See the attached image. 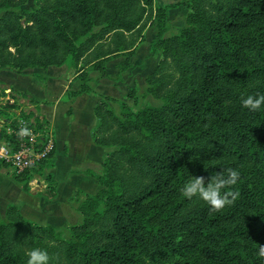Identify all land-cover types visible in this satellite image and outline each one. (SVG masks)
Segmentation results:
<instances>
[{
  "label": "trees",
  "instance_id": "obj_1",
  "mask_svg": "<svg viewBox=\"0 0 264 264\" xmlns=\"http://www.w3.org/2000/svg\"><path fill=\"white\" fill-rule=\"evenodd\" d=\"M28 1L0 0V70L67 65L78 85L65 93L72 100L91 92V73L108 78L112 60L120 59L117 78L128 71L151 22L156 37L149 53L160 59L144 79L142 98L161 104L133 109L120 102L116 111L109 104L115 100L101 97L92 140L111 151L102 173L80 172L99 186L75 201L82 223L63 237L10 205L4 219L0 213V264H26L32 248L45 249L49 264H261L264 106L251 112L241 98L264 95V0H36L25 10ZM177 8L186 11L183 26L166 36ZM135 92L127 98L136 99ZM10 94L9 108L24 110L21 97L39 110L27 93ZM5 108L0 118L9 121ZM35 111L20 117L45 142L50 128ZM0 140L13 138L2 131ZM3 167L25 189L35 176L54 189V149L21 174L0 162ZM228 168L240 172L232 206L210 213L198 198L181 196L190 177L207 183Z\"/></svg>",
  "mask_w": 264,
  "mask_h": 264
},
{
  "label": "crops",
  "instance_id": "obj_2",
  "mask_svg": "<svg viewBox=\"0 0 264 264\" xmlns=\"http://www.w3.org/2000/svg\"><path fill=\"white\" fill-rule=\"evenodd\" d=\"M157 1L161 4V2L165 0ZM175 1L177 0H173V2ZM179 9L180 8L172 10L169 13L171 28L173 27L172 22L176 15L182 17L186 13L185 10L182 11ZM146 35H149L148 41L146 40ZM143 37L144 41L137 45L136 53H138V48L141 45L144 43H149L150 45V43L156 37V33L154 28L151 26V22H148L146 25V28L143 32ZM149 45H145L148 50ZM154 57H159L160 59V55ZM119 62L120 59H114L107 64V66L110 65L112 67L111 73L107 71V68L105 69L108 78L97 79V74L91 73V80L88 82L91 92L88 94H82L72 100L67 99L65 97V93L70 87L73 90H76L78 85L74 81L75 73L74 71L69 70V66H67L68 69L65 71L59 70L57 72H54V68H48L44 72L38 71L39 69H35L27 70L22 73L9 70H0V87H4V93L9 94L12 91L14 93H27L29 97L33 98L38 103L39 117L48 123L54 140V168L51 170L50 175L55 183L54 189L51 190L44 178L35 176L28 182V185L25 189L23 185L14 182L10 176L6 175L4 172H1L3 170L0 169V211L6 210L10 206L9 203H11V201H16L18 197H20V194H23V199L26 196L28 201L21 203V205L17 207L19 208L20 213L27 220L36 224L44 221L43 223L46 225H39H48L53 228L64 229V226L74 221L73 211L76 210V203L74 204L76 201L75 198H77L79 201H82L86 196L93 195L99 190V187L98 189L96 187L97 182L94 179H90V177L84 176L80 174V172L92 170L91 168L98 169L99 166L102 165L104 157L109 152L107 148L96 146L93 143L92 132L97 124V119L94 116V107L97 105L101 97H108L117 101L116 98L104 93H109L107 89H109L110 86H118V83L114 84L111 79L114 77V75H117V73L115 74V68L118 66ZM44 76H47L49 79L44 78ZM124 78L127 79V77ZM39 79L45 80L43 85L44 87H46L47 83V88H49V90L57 92L55 98L46 97L45 94H42L38 91V89L40 90L41 86L39 85L41 82L37 81ZM60 79H63L64 81L61 82V87L57 86L58 80ZM106 80H111L112 82H104ZM24 81H31V83L36 86L34 89L35 91L32 89V87L31 90H33V92H29V90L23 87L20 88L19 85H21V83ZM103 85L106 88L105 90L102 88ZM127 85L128 80L126 86ZM131 89L135 88L133 87ZM64 98L69 101L67 105L65 104L67 106H65L66 109L61 112V114H65V117L61 118L60 124H55L53 111L55 110L56 106H58L59 101ZM126 99L127 100L122 102H125L130 106L128 103L129 99ZM112 105L114 106L115 102H113ZM83 108L88 113L83 112ZM70 176L72 177V184L76 185L81 182L79 184L81 188H76L77 186H72L66 183L67 178ZM81 176L89 178L90 181H86V178H82ZM37 179H42L45 185H43L39 190L37 189L35 191L33 184L36 183L38 186L42 184V182H38ZM17 184H19V186ZM61 208L68 210L69 214L62 213ZM61 215L66 218V221L62 219Z\"/></svg>",
  "mask_w": 264,
  "mask_h": 264
},
{
  "label": "rangeland",
  "instance_id": "obj_3",
  "mask_svg": "<svg viewBox=\"0 0 264 264\" xmlns=\"http://www.w3.org/2000/svg\"><path fill=\"white\" fill-rule=\"evenodd\" d=\"M169 2H173V0H165V1L161 2V4L158 3L157 0H154V4H156V5H158V4L163 5V4H166V3H169ZM35 7H36V0H29L27 2V4L25 6H23V9H25V10H31V9H33ZM179 10L184 11V9H181V8ZM180 18L181 17H179V16L176 15V17L174 18V20L172 22L173 27L166 33V36H171L173 34H176L177 33V30L180 27L183 26V22L181 21ZM146 40L147 41L149 40V35L148 36L146 35ZM145 45L148 46L149 43L148 44L147 43L146 44L144 43L143 45H141L138 48V53H136L135 57L131 59V69L128 70V71H126L125 72L126 74L124 73V74L120 75L118 78H117L116 75H114V77L111 79L114 82V84L115 83H118L117 84L118 86H110V88L107 89L109 91V93H104V94H108L109 96L117 99V101L115 102V105L114 106L112 105L113 104L112 101L109 102L110 106L113 107L114 109H116V111L119 109L118 107H119L120 102L127 100L126 98L128 96L126 97V95L129 92V90L131 88H133V87L136 90V92H135L136 99L130 98L128 100V103L130 104V106L133 109H139V108H143L145 106H159L161 104L160 101L155 100V99H153L151 97H147L145 99L142 98L143 93L145 91V85H144V82H143L144 81V78L147 75H149L155 69V67H156V65L158 63V59H159V57H153V56H151L150 53H149L148 48H146ZM106 68H107V71L109 73L112 72V67L110 65L107 66ZM54 69H55L54 72L55 71L57 72L59 70H64L65 71L66 69H68V67H67V65H65V66H62L61 68H54ZM115 69H116V72H115V74H116L117 73V67ZM50 70H53V69H50ZM69 70L74 71L72 68H70ZM38 71L44 72L45 70L39 69ZM8 73H10V72H8ZM74 73H75V71H74ZM31 76H33V75H31ZM124 77H127V79L124 78ZM44 78H48V77L47 76H44ZM111 80H106L104 82H110ZM127 80H128V85L126 86ZM37 81L38 82H41L39 84V85H41L40 86V90L38 89L39 92H41L42 94H45L46 97H51V98L53 97V98H55V96L57 95V92L56 91L49 90V88H47V83H46V87H44L43 85H44V81L45 80L39 79ZM61 82H64L63 79L58 80L57 86L61 87ZM131 85H134V86H131ZM19 87L20 88L23 87V88L29 90V92H33V90L35 89L36 86H34L31 83V81H24L23 83H21V85H19ZM31 87H32L33 90H31ZM102 88H103V90L106 89L104 85H103ZM3 89H4V87L3 88L0 87V108H2L3 106H6L7 109L5 108V110L10 114V118H9V121L5 120L4 118H0V139H1V132L2 131H4V135L5 136H8V137H12L13 138V136L7 135L6 134V131H7L8 128L11 131H14V132L17 131L18 119L20 118V113H22V111H29V110L35 111L34 110V106H31L28 103L27 100H25V99H23L21 97H17L16 94H14V95L18 98V104L25 103L26 107H25L24 110H22V108L20 107V105H17L16 104V107L9 108V107L13 106L14 100L9 97L11 95L10 93L9 94H6L7 97H4V98L2 97V93L4 92ZM102 94H103V92H102ZM68 102L69 101L64 98L61 101H59L58 106H56V108L54 107L55 110L53 111V114H54L53 117L55 118L54 119L55 120V124H60L61 123L60 122L61 121V118L65 117V114H61V112L66 109L65 106L67 105ZM38 111L39 110L35 111V113L39 116ZM83 112H86L84 108H83ZM86 113H88V112H86ZM57 126H60V125H57ZM0 142H1V140H0ZM107 150L108 151H111V149H107ZM91 169L94 170L97 173H102V165L99 166L98 169L97 168H91ZM2 170L3 171H1V172H4L6 175L10 176V178L12 179L11 174H10V169L3 167ZM81 177L82 178H86V181H90L89 178H87V177H84V176H81ZM71 179H72L71 176L68 177L66 183L69 184V185H72V186H77L76 188H81L80 185H79L81 182L75 185V184H72ZM37 180H38V182H42V184H40L38 186L36 183H34L33 184V187H34L35 191L37 189L39 190L43 185H45V183L43 182L42 179H37ZM83 180H85V179H83ZM16 183H18V182H16ZM17 185L19 186V184H17ZM21 185H23V184H21ZM96 187H97V189L99 187L97 185V183H96ZM23 197H24L23 194H20V197H18V199L16 201H11V203H9V204L10 205L13 204V205H16V206H20L21 203L28 201V199L26 198V196H25L24 199H23ZM75 200H77V198H75ZM75 203L76 202H74V204ZM74 204H72V205H74ZM4 211L3 210L0 211L1 216H2L3 219H4ZM61 212L62 213H68L69 214L68 210H66L64 208H61ZM73 213H74V217H73L74 218V221L73 222L68 223L66 226H64V229L55 228L57 231H59V232L62 233L63 237H66L67 236V233H68L67 232V228L68 227L74 226V225H78V224H81L82 223V216L80 214H78L76 212V210H74ZM61 217H62V219L64 221H66V218H64L62 215H61ZM43 222L44 221H41L38 224H44ZM44 225H46V224H44Z\"/></svg>",
  "mask_w": 264,
  "mask_h": 264
},
{
  "label": "clouds",
  "instance_id": "obj_4",
  "mask_svg": "<svg viewBox=\"0 0 264 264\" xmlns=\"http://www.w3.org/2000/svg\"><path fill=\"white\" fill-rule=\"evenodd\" d=\"M242 107L251 112H256L264 106V95H248L241 98ZM18 135L21 137L31 136V130L27 126L21 127ZM240 179L238 170L228 168L219 173H214L205 183L204 177H190L180 189L181 196L192 200L198 198L209 207L210 213L222 211L227 206H232L237 200L239 193L233 190ZM258 257L264 264V246H258ZM26 264H49L48 252L42 248H32L25 253ZM150 264V261H149Z\"/></svg>",
  "mask_w": 264,
  "mask_h": 264
},
{
  "label": "built area",
  "instance_id": "obj_5",
  "mask_svg": "<svg viewBox=\"0 0 264 264\" xmlns=\"http://www.w3.org/2000/svg\"><path fill=\"white\" fill-rule=\"evenodd\" d=\"M24 126L31 130V136L18 135L20 128ZM6 134L13 136V140L0 142V162L8 164L16 174H21L34 166L54 149L51 132L46 134L45 142L41 141L43 134L29 127L21 117L18 119L17 131H11L8 128Z\"/></svg>",
  "mask_w": 264,
  "mask_h": 264
}]
</instances>
